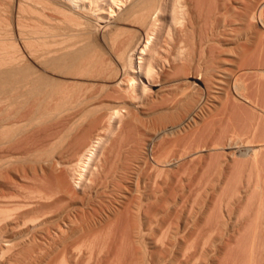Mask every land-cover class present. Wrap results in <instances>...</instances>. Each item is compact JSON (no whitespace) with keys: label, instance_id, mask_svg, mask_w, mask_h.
<instances>
[{"label":"bare ground","instance_id":"6f19581e","mask_svg":"<svg viewBox=\"0 0 264 264\" xmlns=\"http://www.w3.org/2000/svg\"><path fill=\"white\" fill-rule=\"evenodd\" d=\"M0 264H264V0H0Z\"/></svg>","mask_w":264,"mask_h":264}]
</instances>
